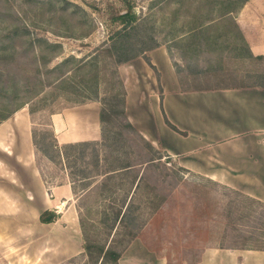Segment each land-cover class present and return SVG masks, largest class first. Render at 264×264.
Listing matches in <instances>:
<instances>
[{
	"label": "rangeland",
	"instance_id": "rangeland-1",
	"mask_svg": "<svg viewBox=\"0 0 264 264\" xmlns=\"http://www.w3.org/2000/svg\"><path fill=\"white\" fill-rule=\"evenodd\" d=\"M241 1L231 0V13ZM212 4L211 0H0V111L20 104L8 117L22 114L25 128L35 130L39 147L35 165L48 185L71 181L70 201L76 208L74 225L60 216L67 203L41 208L34 234H8L0 264H99L84 250L88 241L122 248L113 264H195L208 246L264 249L261 200L194 171L175 178L170 171L174 164L181 165L177 158L168 160L161 145L127 125L118 112V59L157 44L167 46L183 87L261 79L262 56L251 55L231 13L209 23ZM125 13L128 30L117 34ZM201 21L205 23L200 26ZM89 100L115 109L109 127L119 128L120 136L109 133L105 145L71 148L68 157L46 149L57 141L50 114ZM116 141L122 149L113 151ZM118 152L133 164L128 175L114 181L99 175L105 168L103 158L117 163L113 157ZM76 168L86 173H73ZM139 175L141 187L131 199L142 205L141 214L129 224L113 214L105 217L103 204L121 202L126 195L127 199L126 190ZM43 194L49 192L42 189L40 198ZM45 205L41 202V207ZM24 219L18 217L17 222ZM6 227L10 233L9 223ZM136 243L140 246L134 247ZM52 249L51 258L47 254ZM148 257L158 260L143 263Z\"/></svg>",
	"mask_w": 264,
	"mask_h": 264
},
{
	"label": "crops",
	"instance_id": "crops-1",
	"mask_svg": "<svg viewBox=\"0 0 264 264\" xmlns=\"http://www.w3.org/2000/svg\"><path fill=\"white\" fill-rule=\"evenodd\" d=\"M232 16L250 53L264 61V0H244ZM143 53L117 65L131 124L183 167L264 202V86L186 88L165 44ZM99 111V102L89 100L52 112L49 120L56 140L99 139ZM164 115L184 133L169 127ZM23 117L14 114L0 122V252L8 234H34L41 208L55 207L58 201L68 204L61 211L62 220L76 224L72 183H45ZM42 189L49 195L40 198ZM41 202L46 205L41 207ZM18 217L25 219L17 222ZM47 255L55 257V250ZM195 264H264V249L208 246Z\"/></svg>",
	"mask_w": 264,
	"mask_h": 264
},
{
	"label": "trees",
	"instance_id": "trees-1",
	"mask_svg": "<svg viewBox=\"0 0 264 264\" xmlns=\"http://www.w3.org/2000/svg\"><path fill=\"white\" fill-rule=\"evenodd\" d=\"M244 1V0H243ZM243 1H241L238 4L239 8L241 6V4L243 3ZM212 6L211 9L213 11V14L208 17L209 23L210 21H213L214 19L216 20L217 18H221L224 17L226 15H229L231 13V11H233V8L230 7L231 4V0H211ZM232 14V13H231ZM127 15V13L122 14L121 16L125 19V16ZM125 24L122 27V29L117 31V34L123 33L126 30L127 27V23H129L130 21L127 20V18L124 20ZM205 21H201L200 23H198V25H202L204 24ZM208 24V23H206ZM205 24V25H206ZM203 25V26H205ZM210 25V24H208ZM128 45V44H127ZM123 46V45H122ZM126 45H124L125 47ZM143 53V50L137 54H141ZM137 54H133V55H129V56H125L122 57L119 60L120 62L126 61L134 56H136ZM144 54V53H143ZM252 55V54H251ZM145 59L147 60L148 63L151 64L149 58L144 55ZM152 65V64H151ZM117 73V72H116ZM118 80H119V84H120V99H121V107L118 109V112L120 114H122L124 117H126L127 119V125H131V122L128 120L127 115H126V110H125V99H126V90L125 87L123 85V82L119 76L118 73ZM259 76H261L260 80H257L255 82H251V83H239V84H235V85H225V86H236V87H240V86H264V71L259 73ZM20 104H18L16 107L9 109L8 111H0V122L4 119H6ZM115 112V109L112 108V106H108L106 108L104 107H100V111H99V118H100V140H83V141H75V142H65L62 143L61 145H57V141H55L56 143H48L45 148L49 149V150H54L56 152H60V154L62 155V157H68L70 149L71 148H75L79 145H89V144H94V143H100L102 145H105V140L107 139V137L109 136V133L111 134H118L120 136V134L122 133L121 130L118 128L117 131H115V129H111L109 126V121H111L112 117H113V113ZM165 118V122L167 123V125L169 127H171L172 129H174L175 131H178L180 133H184V131L180 130L175 124H173L172 122H170L166 115H164ZM132 126V125H131ZM31 134H32V141H33V145L35 150L39 149V147L37 146V140H36V132L34 129L31 130ZM109 138V137H108ZM55 139V138H54ZM119 141H116L115 143H113V148H111V150H116V149H122V147L118 144ZM109 145V144H108ZM168 160H170L171 155L166 153ZM121 153L118 152V156L117 157H113V159L118 160L117 163H113L112 158H108V157H104V162H105V168L100 170V172H97L99 175H104L109 177V180L114 181L116 177L118 176H123L124 174L129 173L130 168H133V164L129 163L128 161H126L125 159H121ZM162 156H157L156 158H150L147 162L152 163L154 162V159H159ZM98 164V159L97 157H95V165ZM175 165V166H174ZM173 168L171 169V175H173L175 178L177 179H183L182 175L184 171H187L189 173H192L191 170L181 166V165H176L174 164ZM73 173H79V174H85L86 171L85 169H73L72 171ZM70 172V173H72ZM76 175V174H75ZM126 175V176H127ZM125 176V177H126ZM86 175H83L81 178H85ZM141 175H139V178L137 179V181L134 183V185H129L128 189L126 190V194H130V196L126 199V196L123 198V200L121 202H111L110 204H108L107 206L104 207L105 204H103V206L101 207V212H103L104 216L107 217L109 216V214H113L115 217H117L119 219V221H122L123 219H127V223L129 224V222H133L134 218H136V216L141 214V207L142 205H140L139 202H135L133 199H131L132 194L134 193V191H136V189H140L141 187ZM122 181V180H120ZM130 186H132V189H130ZM145 186L148 187V184H146ZM156 186V185H155ZM154 185L150 186L151 190L154 191V195H156V187ZM261 203L264 204L263 201H260ZM43 213L41 214V218L42 220H45L43 217ZM107 218H102V221L105 220ZM49 220V219H47ZM106 221V220H105ZM84 223L81 221V229H83ZM128 241V239H127ZM126 241V242H127ZM128 243V242H127ZM126 244V243H125ZM124 244V245H125ZM123 245V246H124ZM84 250L86 251V254L89 257H93L94 256V262L98 263V261L100 262L99 264H101L102 262L105 261H109L110 263H117L118 258L121 255L122 252V248L121 249H114V247H111L110 245H106L105 242L103 243H95V242H91L88 241L86 243H84L83 245Z\"/></svg>",
	"mask_w": 264,
	"mask_h": 264
}]
</instances>
